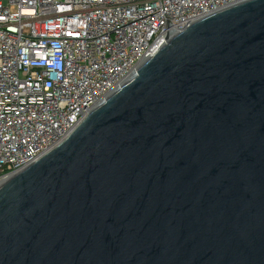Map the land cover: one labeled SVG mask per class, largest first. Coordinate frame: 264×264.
Wrapping results in <instances>:
<instances>
[{"label": "water", "instance_id": "water-1", "mask_svg": "<svg viewBox=\"0 0 264 264\" xmlns=\"http://www.w3.org/2000/svg\"><path fill=\"white\" fill-rule=\"evenodd\" d=\"M0 264H264V0L167 37L1 182Z\"/></svg>", "mask_w": 264, "mask_h": 264}, {"label": "built area", "instance_id": "built-area-1", "mask_svg": "<svg viewBox=\"0 0 264 264\" xmlns=\"http://www.w3.org/2000/svg\"><path fill=\"white\" fill-rule=\"evenodd\" d=\"M243 0H0V183L63 141L167 37Z\"/></svg>", "mask_w": 264, "mask_h": 264}]
</instances>
